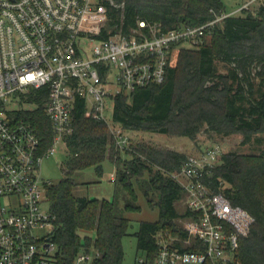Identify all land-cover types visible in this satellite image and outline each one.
Wrapping results in <instances>:
<instances>
[{"label":"trees","instance_id":"obj_1","mask_svg":"<svg viewBox=\"0 0 264 264\" xmlns=\"http://www.w3.org/2000/svg\"><path fill=\"white\" fill-rule=\"evenodd\" d=\"M113 2H106L108 25L126 33L137 28L140 20L166 32L202 25L227 13L223 0ZM242 11L222 18L210 34V43L205 44V39L197 49L175 46L165 80L117 95L112 119L125 131L192 140L202 132L208 139L238 133L244 144L257 146V153H224L205 181L255 218L249 234L241 239L238 255L242 264H264V4L255 11ZM219 62L226 65V74L219 71ZM45 101V90L38 91L29 100L34 107L22 112L41 138L40 153L54 138ZM65 139L69 152L65 177L46 185L56 264H76L81 253L92 255L82 264L123 263V238L129 234L131 220L120 209H140L138 188L149 206L159 209L158 220L142 221L134 233L138 248L153 261L158 252L156 234L162 229L179 232L177 219L190 215L189 210L181 213L177 208L184 191L170 174L181 168L187 154L140 142L125 151L130 158H123L107 122L86 115L83 98L76 101L73 131ZM107 157L116 166L113 198L76 195L74 172L93 166L102 173ZM119 193L124 194L123 208Z\"/></svg>","mask_w":264,"mask_h":264},{"label":"built area","instance_id":"obj_2","mask_svg":"<svg viewBox=\"0 0 264 264\" xmlns=\"http://www.w3.org/2000/svg\"><path fill=\"white\" fill-rule=\"evenodd\" d=\"M107 1L114 3L0 0V264L56 263L53 216L43 207L50 182L42 179L41 163L55 155L61 143L67 147L78 99L85 100L87 116L115 125L116 146L129 147L125 130L107 118L109 103L114 107L117 95L162 83L175 46L200 47L222 18L257 1L264 4L248 0L202 25L166 32L140 20L126 33L109 27ZM41 90L54 132L53 143L43 153L41 138L22 115L34 107L29 100ZM223 154L221 146L212 143L170 173L183 188L190 215L179 224V232L162 229L156 234L153 261L145 253L135 264H242L241 239L255 218L205 181ZM40 229L49 233L40 237ZM88 259L81 253L76 264Z\"/></svg>","mask_w":264,"mask_h":264},{"label":"rangeland","instance_id":"obj_3","mask_svg":"<svg viewBox=\"0 0 264 264\" xmlns=\"http://www.w3.org/2000/svg\"><path fill=\"white\" fill-rule=\"evenodd\" d=\"M244 0H223L226 7V12L230 13L241 7ZM261 5L259 1L251 3L248 9L250 11H255L258 6ZM235 14H243V11L237 12ZM212 36L208 35L205 44L210 43ZM199 47H196L197 49ZM219 71L226 74L228 69L223 62H219ZM107 118L112 121L113 116V105L112 102L109 103L108 110L106 112ZM110 133L112 134L115 125L113 123H107ZM125 133L130 138V146L126 148H119L123 158H130L125 151L130 150L131 147L137 146L140 142L147 143L152 147L159 149H174L181 152H185L188 155L197 154L203 148L209 146L212 143H217L221 146L223 153L234 151L242 154L257 153V146H252L248 143H243V136L241 134H232L229 136H214V138L208 139L205 132L198 135L196 140H192L188 137L174 136L164 133H151L146 131H125ZM117 148V147H116ZM117 148V149H118ZM68 149L64 143L58 146V150L55 155L47 157L41 163V174L43 181L56 183L65 177L64 166L68 159ZM116 173V166L111 161L109 157L103 162V172L98 173L95 167L91 166L83 170H78L74 172V179L77 182L75 188V194L79 196H92L99 198H113L115 192V184L111 179V175ZM116 179V177H115ZM138 204L141 206L139 210L133 211H120L124 216L131 220L129 234L123 238V246L125 251L124 261L121 264H135L138 257L145 254L142 249L138 248V240L134 233L139 230L142 221H156L159 218L158 207H150L147 199L145 198L142 190L138 188ZM47 196V194H46ZM124 194L119 193V206L124 207ZM45 210H49L48 196L47 201L43 204ZM177 208L181 213L188 210L185 194L182 199L177 202ZM185 216H180L177 219V223L183 225V219ZM168 230V229H165ZM47 229H40L37 232L38 236H44L48 234ZM92 259V255H89L88 261ZM56 264V263H53Z\"/></svg>","mask_w":264,"mask_h":264},{"label":"crops","instance_id":"obj_4","mask_svg":"<svg viewBox=\"0 0 264 264\" xmlns=\"http://www.w3.org/2000/svg\"><path fill=\"white\" fill-rule=\"evenodd\" d=\"M246 1H248V0H244L243 3L246 2Z\"/></svg>","mask_w":264,"mask_h":264}]
</instances>
